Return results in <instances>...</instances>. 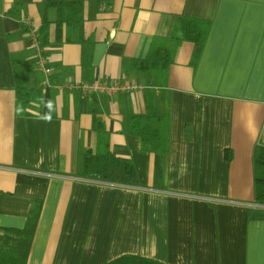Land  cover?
<instances>
[{"label": "crops", "instance_id": "crops-1", "mask_svg": "<svg viewBox=\"0 0 264 264\" xmlns=\"http://www.w3.org/2000/svg\"><path fill=\"white\" fill-rule=\"evenodd\" d=\"M44 1L0 0V227L23 228L40 200L28 264H106L123 255L264 264L253 164L264 145V0H101L84 24L95 40L92 70L80 44L55 41L54 24L50 45L37 47ZM181 14L209 22L198 56L182 42L162 84L133 70ZM15 58L44 77L39 116L17 114ZM95 81L141 87L82 89ZM152 111L168 131L164 155L124 129L126 113ZM95 118L111 151L130 159L131 183L79 174L85 150L99 146Z\"/></svg>", "mask_w": 264, "mask_h": 264}, {"label": "trees", "instance_id": "trees-1", "mask_svg": "<svg viewBox=\"0 0 264 264\" xmlns=\"http://www.w3.org/2000/svg\"><path fill=\"white\" fill-rule=\"evenodd\" d=\"M101 0H45L43 4L42 25L37 37L42 49L50 45V27L55 25L57 43H76L82 48V65L92 70V51L95 40L85 37V21L96 17L100 11ZM209 22L205 19L181 14L173 26L170 37H157L144 58L132 61L131 68L151 74L158 83H166L169 66L184 41L195 45L194 59L198 56L207 32ZM50 66V65H49ZM16 80V111L19 115L39 116L44 86L41 75L34 62L13 59ZM124 129L129 134L141 138L143 148L165 154L168 149V131L162 116L156 111L147 113L129 112L123 118ZM95 128L100 134L96 152L85 150L79 174L90 179H100L112 183L132 182L133 166L130 159L114 154L109 145V133L95 118ZM255 199L264 205V145H257L253 152ZM41 210L40 200L34 201L23 228L0 227V264H28ZM106 264H167L139 255H123Z\"/></svg>", "mask_w": 264, "mask_h": 264}, {"label": "built area", "instance_id": "built-area-1", "mask_svg": "<svg viewBox=\"0 0 264 264\" xmlns=\"http://www.w3.org/2000/svg\"><path fill=\"white\" fill-rule=\"evenodd\" d=\"M36 36V44L37 47L39 48L38 40H37V35ZM39 65L41 66L42 70L44 71L45 74V83L49 84L50 82V73L51 69L48 68L46 59L44 57H39L38 61ZM82 89L85 92H106L109 94H117L120 91H129V90H135L137 88H140L141 86L133 81H125L123 83H116V84H108V83H103L100 81H95L91 84H85L81 86Z\"/></svg>", "mask_w": 264, "mask_h": 264}]
</instances>
